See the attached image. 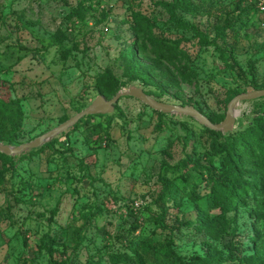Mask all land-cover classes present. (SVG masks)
<instances>
[{"label":"rangeland","instance_id":"rangeland-1","mask_svg":"<svg viewBox=\"0 0 264 264\" xmlns=\"http://www.w3.org/2000/svg\"><path fill=\"white\" fill-rule=\"evenodd\" d=\"M263 1L0 0V143L32 142L99 96L131 88L222 123L236 96L264 89ZM140 14L152 24L136 32ZM150 32L166 42L168 61L153 53ZM238 113L234 131L218 136L126 97L104 115L110 123L88 116L39 149L0 159V264H241L232 254L264 262L263 190L233 209L191 198L263 175L257 149H229L226 139L262 129L264 99ZM130 240L162 252L133 256ZM124 251L126 262L111 260Z\"/></svg>","mask_w":264,"mask_h":264},{"label":"trees","instance_id":"trees-1","mask_svg":"<svg viewBox=\"0 0 264 264\" xmlns=\"http://www.w3.org/2000/svg\"><path fill=\"white\" fill-rule=\"evenodd\" d=\"M180 3L182 4V7H186L185 0H180ZM168 10L173 14L175 13V10L177 8V5H166ZM152 24L151 20L147 19V17H144L143 15H137L134 17L133 21H131V29L139 32V30L143 29L144 26H150ZM180 28H184L186 30H192L194 32H197V29H195L193 26L190 25H180ZM149 39L151 40L152 46H153V53L156 55V57L161 61H168L170 59V55L166 53V42L161 38L156 37L154 33H149ZM168 48L167 50H169ZM130 56V62L134 64L136 61L135 53L132 51ZM107 78L110 83H112V87H115L119 81L112 79L110 76H102L101 79ZM114 91V90H113ZM149 95V94H147ZM122 100V99H121ZM1 105L3 106L4 103ZM3 109L6 111L5 107ZM102 118H105L104 115H99ZM210 119V118H209ZM110 123V119H106ZM212 122V120L210 119ZM261 128L257 127L256 129H250L245 131L243 134L231 136L228 137L227 145L229 149H234L236 147L242 149L245 146H248L247 144L252 145L255 149L259 151V154L264 157V122L263 126ZM208 131V130H207ZM212 135H218L221 136L222 133H217L214 131H210ZM110 136L108 135V138ZM249 152H252L251 148H246ZM0 159L8 160L9 157L3 155L0 153ZM232 165L234 168H237L236 162H232ZM238 170V169H237ZM240 172V169L238 170ZM237 174H241L238 173ZM186 182L189 183V178L184 177ZM246 184V185H245ZM245 185V187H243ZM264 191V173L261 176L257 175H250L249 181H243V184L241 186L236 185V182L234 180H230L225 183H219L216 189L212 190V193L210 195H204L203 197L198 196L195 192L191 194L192 200L196 202H202L203 200L206 201V203L213 208L216 207H227L229 209H233L237 204L240 202V200L248 196L249 194L257 196L259 194L258 191ZM258 203L260 204V208L264 209V200H259ZM236 222V221H235ZM135 229H138V226H134ZM123 240V238H122ZM130 249L132 250L133 256H140V255H148L150 252L155 253H161L162 249L160 247H156L155 245L151 244L150 242H137L136 240H130ZM231 249H234L233 246L230 247ZM170 250V248L168 249ZM165 255H168L166 251L163 252ZM95 257V256H94ZM98 257V256H97ZM129 255L124 251L122 253H115L110 256L111 260L113 262H126ZM179 260V264H187L180 259V257H177ZM102 260V259H101ZM231 260H239L241 264H264V262L259 257L254 258H243V257H236L233 254L231 255ZM100 258L94 259L93 257L88 260V264H100ZM207 259H201L196 258L195 263L191 264H206Z\"/></svg>","mask_w":264,"mask_h":264},{"label":"water","instance_id":"water-1","mask_svg":"<svg viewBox=\"0 0 264 264\" xmlns=\"http://www.w3.org/2000/svg\"><path fill=\"white\" fill-rule=\"evenodd\" d=\"M130 97L134 98L141 103L145 104L154 111L161 112L167 115H179L186 116L191 119L196 120L202 126L210 129L211 131L217 133L230 134L234 131L237 117L238 108L244 102H252L260 99H264V89L251 91L246 94H241L236 96L227 106V114L222 123L214 124L210 121L208 117L202 114L199 110L191 106H177L161 103L153 100L149 95H147L143 90L139 88H131L126 92L118 94L111 100H106L104 97L99 96L92 105L86 110L82 111L78 115L72 117L70 120L60 125L59 127L45 133L44 135L36 138L32 142L27 144L12 147L0 143V153L7 157H14L21 155L22 153L29 150H36L41 148L45 143L58 137L62 133L67 132L70 128L75 126L81 119L94 116V115H109L114 112V107L117 105L121 99Z\"/></svg>","mask_w":264,"mask_h":264},{"label":"built area","instance_id":"built-area-1","mask_svg":"<svg viewBox=\"0 0 264 264\" xmlns=\"http://www.w3.org/2000/svg\"><path fill=\"white\" fill-rule=\"evenodd\" d=\"M260 9L264 11V1L261 3Z\"/></svg>","mask_w":264,"mask_h":264},{"label":"bare ground","instance_id":"bare-ground-1","mask_svg":"<svg viewBox=\"0 0 264 264\" xmlns=\"http://www.w3.org/2000/svg\"><path fill=\"white\" fill-rule=\"evenodd\" d=\"M238 115H239V113H238Z\"/></svg>","mask_w":264,"mask_h":264}]
</instances>
